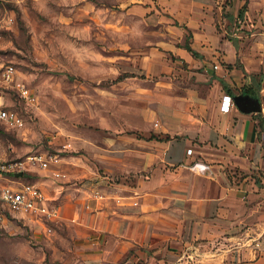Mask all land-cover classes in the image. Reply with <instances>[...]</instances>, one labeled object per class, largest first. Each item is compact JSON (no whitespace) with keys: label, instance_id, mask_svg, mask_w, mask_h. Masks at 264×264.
Returning a JSON list of instances; mask_svg holds the SVG:
<instances>
[{"label":"crops","instance_id":"obj_1","mask_svg":"<svg viewBox=\"0 0 264 264\" xmlns=\"http://www.w3.org/2000/svg\"><path fill=\"white\" fill-rule=\"evenodd\" d=\"M217 9L215 0L130 4L158 36L125 61L168 79L142 134L104 137L98 164L69 157L77 177L70 203L80 204L60 212L75 221L83 263L264 264V248L245 241L264 242V79L261 110L220 106L228 92L221 77L237 93L260 57L218 27Z\"/></svg>","mask_w":264,"mask_h":264},{"label":"rangeland","instance_id":"obj_2","mask_svg":"<svg viewBox=\"0 0 264 264\" xmlns=\"http://www.w3.org/2000/svg\"><path fill=\"white\" fill-rule=\"evenodd\" d=\"M134 1L142 0H0V62L13 63L36 94L30 102L6 89L7 103L25 124L7 127L0 120V154L13 161L34 151L58 152L60 174L26 161L18 178L40 184L63 211L80 204L70 203L77 177L69 157L98 164L95 150L104 137L142 134L139 125L168 79L125 61L130 49L158 36L129 10ZM215 1L218 27L260 57L256 72L264 73V0ZM7 182L0 177V187ZM14 212L0 219V264H95L79 260L75 221L66 213L40 220Z\"/></svg>","mask_w":264,"mask_h":264},{"label":"built area","instance_id":"obj_3","mask_svg":"<svg viewBox=\"0 0 264 264\" xmlns=\"http://www.w3.org/2000/svg\"><path fill=\"white\" fill-rule=\"evenodd\" d=\"M215 67L219 63H214ZM12 89L26 101L34 102L36 94L31 91L29 85L18 73L17 67L11 62H0V120L7 127H22L25 124L24 116L19 110L7 103L6 89ZM234 103L233 95L225 92L221 100V109L228 111ZM191 151V147L187 149ZM61 158L58 152L34 151L28 153L25 159L7 161L0 154V177H6L9 182L0 187V219H6L8 212L20 211L37 219H58L61 216L58 205L51 202L49 195L37 182L18 178L21 166L25 162L35 163L44 168H51L56 174L61 173ZM197 162H194L196 166ZM206 164L198 166L204 168ZM13 173V176L9 175ZM93 196L101 198L104 192L99 188L93 190ZM15 213V212H14ZM245 241L255 249L264 248V242L260 237L249 234Z\"/></svg>","mask_w":264,"mask_h":264},{"label":"trees","instance_id":"obj_4","mask_svg":"<svg viewBox=\"0 0 264 264\" xmlns=\"http://www.w3.org/2000/svg\"><path fill=\"white\" fill-rule=\"evenodd\" d=\"M245 8H246V2H244L241 7L239 8L238 10V17L241 18L244 11H245ZM187 46L192 49L191 45L186 42ZM194 53H196V51L194 49H192ZM237 62L239 65L243 66L242 63L239 61V58L237 59ZM250 75V79L248 82L244 83L239 89H238V92L240 91H247V92H250L251 94H254V95H259V89L262 85V81L264 79V73L263 72H250L249 73ZM221 80L223 82V85L224 87L226 88V90L229 92V93H236V91L234 90V88L232 86H230L226 80L224 78L221 77ZM260 114V113H259ZM260 123H261V126L264 128V118L263 116L260 117Z\"/></svg>","mask_w":264,"mask_h":264},{"label":"water","instance_id":"obj_5","mask_svg":"<svg viewBox=\"0 0 264 264\" xmlns=\"http://www.w3.org/2000/svg\"><path fill=\"white\" fill-rule=\"evenodd\" d=\"M235 103L243 110H261L262 105L259 96L247 91H240L233 94ZM22 171H19L21 173Z\"/></svg>","mask_w":264,"mask_h":264}]
</instances>
